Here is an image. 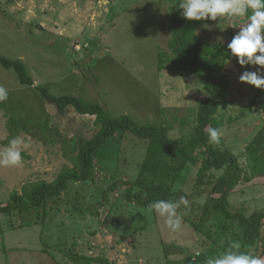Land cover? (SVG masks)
<instances>
[{"label":"rangeland","instance_id":"rangeland-1","mask_svg":"<svg viewBox=\"0 0 264 264\" xmlns=\"http://www.w3.org/2000/svg\"><path fill=\"white\" fill-rule=\"evenodd\" d=\"M179 0H0V57L21 62L34 82L21 84L14 69L0 66V87L8 93L0 102V150L19 136L22 161L0 167V203L15 196L29 207L25 190L53 183L78 165V154L100 130L95 117L65 111L43 98L77 97L98 104L111 118L129 116L140 126L166 127L169 136L186 145L197 126L200 103L209 97L200 76L159 64V53L171 55L170 23ZM246 18L211 19L197 28L205 52L221 51L229 81L228 107L219 144L247 167L246 149L264 127V89L241 83L244 71L227 44ZM149 142L121 132L94 159L88 182H70L59 198L0 216V264H74L69 255L99 258L109 264H205L226 251L236 238L221 236L212 219L208 236L197 234L205 207L211 203L208 181L220 178L226 167L213 168L198 179L197 165L188 164L171 186L170 198L183 196L177 210L179 231L165 218L129 202L126 196H148L137 185ZM264 180V179H263ZM115 186V190L112 187ZM230 211L249 217L264 212V182L241 184L230 197ZM264 249V226L252 255ZM261 257H264L263 255ZM7 261V262H6ZM12 261V262H11ZM97 264H105L104 262Z\"/></svg>","mask_w":264,"mask_h":264},{"label":"trees","instance_id":"trees-1","mask_svg":"<svg viewBox=\"0 0 264 264\" xmlns=\"http://www.w3.org/2000/svg\"><path fill=\"white\" fill-rule=\"evenodd\" d=\"M206 20L189 21L183 18L181 10L177 11L170 23L172 41L170 43L173 58L165 52L159 53V64L163 68L167 63L177 70H189L198 74L209 93V97L200 103L197 126L193 138L186 145L169 136L166 127L140 126L129 116L111 118L98 104L82 101L77 97H54L47 90L39 88L43 98L55 104L60 111L72 107L79 115L95 117L99 132L81 147L78 154V165L74 169L62 173L53 183H42L25 190L29 199L27 207L19 197L3 206L0 203V216L13 211L41 205L47 199L59 198L69 188L70 182H88L92 177L94 159L101 154L102 148L114 136L121 132L134 135L142 141H148L146 157L142 165L137 185L148 192L144 197L129 192L127 201L134 202L141 207L148 208L155 200H168L171 186L180 178L188 164L197 165L202 156L198 179L203 181L204 174L211 169L226 167L224 174L206 183L211 187L208 204L198 224H191L197 234L208 236L205 224L212 219L222 228L221 236L233 231L242 248V251L252 253L264 226V212H256L247 217L242 213L230 211V197L235 194L241 184H262L264 182V127L255 136L246 149L247 167L243 168L237 157L230 151H222L209 144L207 131L209 128H221L223 121L219 119L220 109L228 107L229 81L223 70L226 64L225 56L221 51H210V57L203 59L204 42L197 33V28ZM0 66L5 69H14L21 84L33 86L34 82L27 74L21 62L11 61L0 57ZM264 107V102L262 103ZM201 150L200 156L195 151ZM115 186L112 190H115ZM228 248V247H227ZM264 256V249L261 252ZM261 255V256H262ZM69 258L74 264H97L108 261L99 258L71 254Z\"/></svg>","mask_w":264,"mask_h":264},{"label":"clouds","instance_id":"clouds-1","mask_svg":"<svg viewBox=\"0 0 264 264\" xmlns=\"http://www.w3.org/2000/svg\"><path fill=\"white\" fill-rule=\"evenodd\" d=\"M178 9L183 18L189 21L217 20L221 17L246 18L239 27V32L227 44L233 57L238 58L241 66L252 65L264 69V0H179ZM239 80L241 83L264 89V72L244 71ZM7 91L0 87V102L7 100ZM209 142L219 144L222 136L221 128H209ZM24 141L19 137L12 138L0 150V167L17 166L22 161L20 146ZM181 204L187 200L181 196L179 200H155L149 204V211L158 217L165 218L167 227L179 231L182 217L178 214ZM238 241H233L226 251L217 256L207 257L205 264H264V257L242 251Z\"/></svg>","mask_w":264,"mask_h":264},{"label":"crops","instance_id":"crops-1","mask_svg":"<svg viewBox=\"0 0 264 264\" xmlns=\"http://www.w3.org/2000/svg\"><path fill=\"white\" fill-rule=\"evenodd\" d=\"M6 262H7V261H6ZM11 262H12V261H11ZM6 264H13V263H8V262H7Z\"/></svg>","mask_w":264,"mask_h":264}]
</instances>
